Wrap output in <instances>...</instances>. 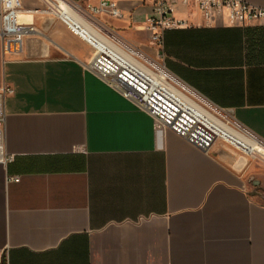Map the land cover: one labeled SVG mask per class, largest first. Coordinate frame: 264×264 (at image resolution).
I'll list each match as a JSON object with an SVG mask.
<instances>
[{"label": "crops", "instance_id": "obj_1", "mask_svg": "<svg viewBox=\"0 0 264 264\" xmlns=\"http://www.w3.org/2000/svg\"><path fill=\"white\" fill-rule=\"evenodd\" d=\"M117 2L122 16L101 21L149 46L153 1ZM176 16L186 25L153 44L165 67L264 143V25L227 14L207 25L183 4ZM33 19L44 36L61 22ZM55 38L61 52L36 36L17 52L0 48V80L14 87L6 149L16 155L0 163V264H264V167L247 158L238 170L232 154L156 129L88 69L89 46L65 31Z\"/></svg>", "mask_w": 264, "mask_h": 264}, {"label": "built area", "instance_id": "obj_2", "mask_svg": "<svg viewBox=\"0 0 264 264\" xmlns=\"http://www.w3.org/2000/svg\"><path fill=\"white\" fill-rule=\"evenodd\" d=\"M152 1L153 9L145 18L144 29L149 32L150 41L158 48L163 45L166 30L186 25V20L176 16L179 4H183L190 10L200 11L207 25H213L216 17L224 14H227L236 24L264 25V8L250 4L246 0ZM37 2V5H25L23 0H0V48L3 54L19 51L27 37L42 34L34 22L35 15L50 16L73 30L71 11L74 9L99 28L117 35L99 18L104 12L111 17L122 16L117 0H86L82 3L74 0H37ZM21 15L31 18L25 21L21 19ZM78 35L94 49L87 63L88 69L133 102L137 108L152 115L156 129L171 128L201 150L208 151L211 148L216 139L212 132L184 112L159 88L153 86L146 73L120 64L112 56L100 52L88 39ZM12 94H14V87L0 80V163L4 165L13 162L16 157L6 149V100ZM196 96L201 97L198 94ZM8 179L9 181L19 180L15 176H9Z\"/></svg>", "mask_w": 264, "mask_h": 264}, {"label": "bare ground", "instance_id": "obj_3", "mask_svg": "<svg viewBox=\"0 0 264 264\" xmlns=\"http://www.w3.org/2000/svg\"><path fill=\"white\" fill-rule=\"evenodd\" d=\"M71 13L73 17L72 27L75 32L88 39L100 52L112 56L120 64L137 68L141 72L146 73L153 86L159 88L165 96L177 103L184 112L212 132L216 137L214 144H217L216 141L221 138L248 156L264 157V144L258 138L256 139L249 135L238 124L232 125L230 122L233 120H223L215 112L190 97L175 83L171 82L168 72L163 67L162 71H154L138 57L139 54L137 55L135 49L126 45L117 35L104 31V28H99L74 9H72ZM247 158V156L239 155L234 159L237 162V166L243 168L247 163Z\"/></svg>", "mask_w": 264, "mask_h": 264}, {"label": "rangeland", "instance_id": "obj_4", "mask_svg": "<svg viewBox=\"0 0 264 264\" xmlns=\"http://www.w3.org/2000/svg\"><path fill=\"white\" fill-rule=\"evenodd\" d=\"M21 19L25 20V21L26 20H30V19H26L24 15H21ZM52 23H53L52 24V27H53L52 29L55 32H53V33L50 32L49 34L45 32V34H46L45 36H44V34L37 35L36 38H38V40L40 39L42 41H50L49 43L53 45V48L55 47V48H57L56 50L58 52H61L63 50L61 48V46H60V45H62V43L59 42V40L56 39L55 36L56 37L59 36V32L60 31H62V32L65 31V33L67 34L69 39H74L75 41L81 42L82 44L89 46L91 48L92 52L94 51V49L83 38H81L75 31H73L72 29L67 27L64 23L55 22V21H52ZM38 27H39V25H38ZM39 29H40V27H39ZM143 29L144 28H142V30ZM118 37L120 38V40L123 39L125 43H127L129 46H131L133 49H135L137 51V55L139 54L138 57L146 65H148L150 68H152L154 71L162 70V67L164 66L163 68H164V70H166L168 72V77H169V79H171V82L175 83L182 91H184L190 97H192L195 100H197L199 103H201L206 108H208V109L212 110L213 112H215L223 120H225V121L231 120L232 121V119H233L234 122L233 121L232 122L234 124L232 122H230V123L232 125H234V126L237 125L236 124V120L234 119V117L232 115L229 114V112H227L225 110H219V109L213 107L212 104H210L209 102H207L206 100H204L201 97H197L196 96L197 94L195 95V93L193 91H191L189 88H187L185 85H183L181 83V81L165 67V64L163 62V57L161 55V51L157 50L151 41H150L151 43H150L149 46H147V45L139 46V45H135L132 42L127 41L126 39L122 38L121 36H118ZM62 41L64 43H67V42H65L66 40H62ZM145 41H147V40L145 39ZM240 128L242 130H244V131H247V130H245L242 127H240ZM248 134L252 136V134H250L249 132H248ZM252 137H254V136H252ZM254 138H256V137H254ZM216 142H217V144H213V145H214V147L219 148V150H220V152L218 151L219 153H222V154L223 153L224 154L225 153H228V154L232 153L234 157H237L239 155H244V156H247L249 158V160L251 159V164L252 165H255V166H258V167H264V157H262V156L252 157L250 155L248 156L244 152H242L241 150L236 148L234 145L228 143L227 141L222 140L221 138H219ZM234 166L238 170L241 169V167L237 166V162H236V165L234 163Z\"/></svg>", "mask_w": 264, "mask_h": 264}]
</instances>
